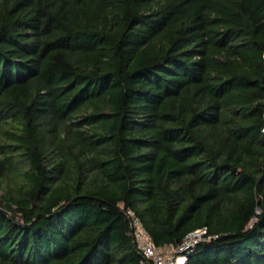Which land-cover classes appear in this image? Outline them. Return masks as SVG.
<instances>
[{
    "label": "trees",
    "instance_id": "obj_1",
    "mask_svg": "<svg viewBox=\"0 0 264 264\" xmlns=\"http://www.w3.org/2000/svg\"><path fill=\"white\" fill-rule=\"evenodd\" d=\"M264 264V0H0V264Z\"/></svg>",
    "mask_w": 264,
    "mask_h": 264
},
{
    "label": "built area",
    "instance_id": "obj_2",
    "mask_svg": "<svg viewBox=\"0 0 264 264\" xmlns=\"http://www.w3.org/2000/svg\"><path fill=\"white\" fill-rule=\"evenodd\" d=\"M130 218L132 234L137 247L145 258L143 264H186L188 252L203 238L207 228H201L189 233L176 246H159L152 234L144 225L140 216L132 209L126 211Z\"/></svg>",
    "mask_w": 264,
    "mask_h": 264
}]
</instances>
